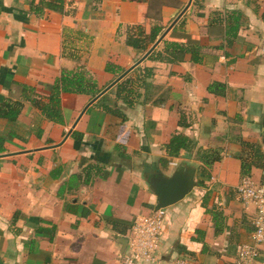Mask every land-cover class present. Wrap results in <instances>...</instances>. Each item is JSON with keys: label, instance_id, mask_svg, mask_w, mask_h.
Here are the masks:
<instances>
[{"label": "crops", "instance_id": "obj_1", "mask_svg": "<svg viewBox=\"0 0 264 264\" xmlns=\"http://www.w3.org/2000/svg\"><path fill=\"white\" fill-rule=\"evenodd\" d=\"M38 1L0 0V106L20 110L16 121L0 117V264H122L134 224L157 205L149 181L181 164L196 167L197 186L165 208L157 264H235L256 216L238 192L242 142L264 152V0H102L96 8L67 0L65 13L37 16L30 7ZM230 11L245 19L226 47L208 25L214 12ZM154 25L164 30L147 51L126 45L130 27L148 34ZM182 33L205 47L200 64L190 55L177 64L149 60L164 40L186 41ZM109 63L155 68L133 108L119 103L126 120L97 101L89 106L88 95L62 94V124L31 103L47 101L62 72L80 68L105 90L125 73L107 72ZM215 82L226 84L224 96L209 92ZM176 133L193 142L172 158L165 146ZM203 152L220 160L205 165ZM88 164L101 170L90 185L73 186ZM250 176L264 183V166ZM255 264H264V246Z\"/></svg>", "mask_w": 264, "mask_h": 264}, {"label": "trees", "instance_id": "obj_2", "mask_svg": "<svg viewBox=\"0 0 264 264\" xmlns=\"http://www.w3.org/2000/svg\"><path fill=\"white\" fill-rule=\"evenodd\" d=\"M102 0H94V8L100 4ZM67 0H39L37 3H32L30 10L32 14L42 16L46 11L65 13ZM244 16L239 11L230 12H214L212 19L208 25L209 36L221 37L226 47H232L239 37V31L244 24ZM181 25V24H180ZM182 27V25H181ZM164 28L159 25H154L148 34L139 33L134 27H130L127 33L126 45L135 50L147 51L148 48L155 44ZM177 30V29H175ZM183 37V38H182ZM181 38L186 41L179 42L177 40H164V48L161 51L152 53L149 60L158 61L168 64H177L182 62L187 55H190L192 61L200 64L204 58V49L197 40H192L186 33L181 34ZM224 45V44H223ZM221 45L219 48L223 47ZM106 71L121 75L125 72L124 69L118 68L114 64L109 63ZM135 74V76L133 75ZM155 75L153 67H137L132 73L121 80L115 88L102 96L97 102L96 107L113 116L126 120L125 113L120 109L119 103H123L129 108H133L136 103L143 98L140 89L149 91L151 80ZM226 84L215 82L209 86V92L216 95L224 96L226 93ZM25 91H33V88L25 86ZM102 92L99 89L97 82L83 68L78 71H63L61 76L56 80L52 87V91L44 101L43 98H34L31 103L38 108L44 117L57 124L64 122L63 110L61 105V97L64 93L88 95L95 98ZM149 101L145 95L144 103ZM0 106V117L7 118L10 121H16L20 110L7 104L4 108ZM180 125H183V123ZM185 125V124H184ZM77 139V137H76ZM6 137L0 135V154L5 151ZM192 140L182 133H176L171 141L165 146L169 157L178 158L181 151L189 150L192 146ZM243 152L246 154L242 163V174L250 175L252 167L264 166V152L257 144L242 142ZM198 160L205 165H212L219 161L218 157L210 155L208 152L198 154ZM160 162L168 164V160H160ZM101 167L94 164H88L84 169V178L82 174L72 177L73 186L80 187L81 185H90L93 178ZM115 225L114 228H117Z\"/></svg>", "mask_w": 264, "mask_h": 264}, {"label": "built area", "instance_id": "obj_3", "mask_svg": "<svg viewBox=\"0 0 264 264\" xmlns=\"http://www.w3.org/2000/svg\"><path fill=\"white\" fill-rule=\"evenodd\" d=\"M238 192L244 205L255 208L256 216L251 241L240 245L235 264H255L264 246V183L256 182L250 175L243 176ZM164 220L165 209H160L136 221L122 264L158 263L156 249L164 232ZM177 264L195 263L179 260Z\"/></svg>", "mask_w": 264, "mask_h": 264}, {"label": "water", "instance_id": "obj_4", "mask_svg": "<svg viewBox=\"0 0 264 264\" xmlns=\"http://www.w3.org/2000/svg\"><path fill=\"white\" fill-rule=\"evenodd\" d=\"M173 25H175V23ZM147 56H145L143 59H145ZM138 65L139 64H136L135 66L127 70L111 86L107 87L100 94H98L92 100L89 106H91L102 96H104L113 86H115L120 80L126 77ZM258 113L259 112H257V114ZM196 172V167L188 166L187 164H181L176 168L171 176H167L162 172H159L158 175L156 174L155 177L151 181H149L150 190L157 198L155 211L168 208L182 201L189 193H191L192 190L197 186V182L195 181ZM121 244L123 245L124 255L128 246V240H122Z\"/></svg>", "mask_w": 264, "mask_h": 264}, {"label": "rangeland", "instance_id": "obj_5", "mask_svg": "<svg viewBox=\"0 0 264 264\" xmlns=\"http://www.w3.org/2000/svg\"><path fill=\"white\" fill-rule=\"evenodd\" d=\"M174 26V25H173ZM173 26H172V28H173ZM180 26V25H179ZM134 76H135V74H133Z\"/></svg>", "mask_w": 264, "mask_h": 264}]
</instances>
